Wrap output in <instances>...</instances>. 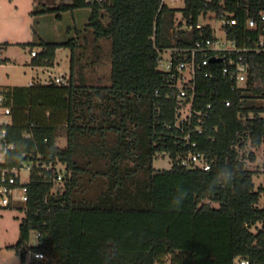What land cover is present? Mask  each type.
<instances>
[{
  "label": "trees",
  "instance_id": "1",
  "mask_svg": "<svg viewBox=\"0 0 264 264\" xmlns=\"http://www.w3.org/2000/svg\"><path fill=\"white\" fill-rule=\"evenodd\" d=\"M81 8L91 9L86 29L94 41L110 43V85L75 81L78 41L41 40L31 44L42 48L35 66L52 67L58 49H71L69 84L38 80L0 88L10 109V123L0 130L14 146L0 170L34 167L25 184L29 200L17 205L25 213L20 239L11 247L22 264L30 250L44 255L32 264H264V208L257 206L264 188L256 190L257 172L247 167L257 158L248 148L264 143V52L241 55L250 67L242 87L222 76L218 64L207 68L213 78L198 80L197 107L211 105L197 138L212 163L209 171L177 160L189 146L177 127L169 74L158 62L162 51L215 38L210 24L196 28L201 17L236 20L223 28L227 38L255 47L264 23L258 30L247 24L264 14V0H185L183 9L164 0H73L45 5L44 12ZM62 137L67 144L61 148ZM159 155L171 157L170 169L154 168ZM37 162L65 164L63 183L51 182V171L39 176ZM184 192L181 206H171ZM32 232L39 235L34 246Z\"/></svg>",
  "mask_w": 264,
  "mask_h": 264
},
{
  "label": "rangeland",
  "instance_id": "2",
  "mask_svg": "<svg viewBox=\"0 0 264 264\" xmlns=\"http://www.w3.org/2000/svg\"><path fill=\"white\" fill-rule=\"evenodd\" d=\"M72 0H0V88L9 86H28L33 81H45L52 77H64L69 80L71 67V49L60 48L56 52L54 66L41 67L33 65L32 49L41 52L38 44L41 40L47 43H64L78 41L75 66V81L83 77L91 86L110 85L111 58L110 43L107 40L94 41L93 31L86 29L91 16L90 8L74 11L45 13L47 7H56L71 3ZM170 8L183 9L185 0H164ZM61 14V17H58ZM183 19L177 15V22ZM200 23L210 24L216 30L219 39H225L223 22L220 19L201 17ZM98 46L100 48L98 49ZM258 103H263L259 100ZM2 112V110H1ZM3 114V112H2ZM9 121L0 115V124ZM67 144L65 137L58 140L62 148ZM256 153L255 162H247L250 170L256 171L254 184L256 190L264 188V143L258 149L248 148ZM154 168L168 170L172 163L168 155H159L154 160ZM30 180V171L25 164L21 171V183ZM20 195V191L16 192ZM17 205L11 209L0 208V264H22L21 255L12 249L20 239V224L25 213ZM264 208V192L257 205ZM186 212H184V215ZM30 246L37 244L36 234L31 233ZM34 252L27 253L25 264H32ZM166 264H171L169 260Z\"/></svg>",
  "mask_w": 264,
  "mask_h": 264
},
{
  "label": "built area",
  "instance_id": "3",
  "mask_svg": "<svg viewBox=\"0 0 264 264\" xmlns=\"http://www.w3.org/2000/svg\"><path fill=\"white\" fill-rule=\"evenodd\" d=\"M86 1L88 3H103L105 0ZM222 22L223 28L225 26L232 27L237 24L236 20H228L225 17L222 19ZM261 23H264V14H261L260 19L251 18L248 21L247 27L251 30H258ZM193 27V25H190L186 26L185 29L192 30ZM203 27L202 23L196 25V28L199 30H202ZM261 29L262 35L256 42L255 47H240L236 41L229 40L224 31V40L219 39L215 34L214 39L198 41L192 48H174L160 53L158 59L159 68L169 74V87L172 90V96L178 102L177 127L184 134L182 140L189 146L187 153L177 157L181 166L187 169H203L205 171H209L212 166L208 154L198 150L197 138L204 133L205 121L209 117L211 109V105L197 107V84L199 78H213L214 73L207 70V68L213 64H218L222 76L234 82L237 87L244 86L249 77L250 67L244 62V58L241 55L252 51L257 53L264 52V26ZM36 54L35 50L31 53L32 57H35ZM235 55L239 56L236 57ZM213 57L224 59V61L211 63L210 60ZM43 83L68 85L69 80H66L64 77L51 76L48 80L43 81ZM227 106H230V102L227 103ZM0 115L8 118L10 116V109L3 105L2 97H0ZM9 123L10 119L9 121L2 122L0 125L6 126ZM13 149L14 146L7 143V130L2 128L0 130V164L5 162L8 152ZM26 165L31 177L34 169L33 164L27 163ZM36 167L41 170L39 176H43V170L51 171V182L55 185L62 184L68 174L67 167L62 162L51 163L50 165L37 162ZM23 168L0 170V208L6 209L10 206L15 207L16 204L28 202L29 190L25 184L29 181L21 183V171ZM18 191H20V195H17L16 192ZM38 236L36 235V238ZM33 257L35 262L44 259L42 253H34ZM240 264H250V262L242 261Z\"/></svg>",
  "mask_w": 264,
  "mask_h": 264
},
{
  "label": "clouds",
  "instance_id": "4",
  "mask_svg": "<svg viewBox=\"0 0 264 264\" xmlns=\"http://www.w3.org/2000/svg\"><path fill=\"white\" fill-rule=\"evenodd\" d=\"M232 177L231 172H228L226 174V180L225 182L229 181ZM186 198V193L184 192L183 194H177L176 196L173 197L171 201V206L179 208L183 202V200Z\"/></svg>",
  "mask_w": 264,
  "mask_h": 264
},
{
  "label": "water",
  "instance_id": "5",
  "mask_svg": "<svg viewBox=\"0 0 264 264\" xmlns=\"http://www.w3.org/2000/svg\"><path fill=\"white\" fill-rule=\"evenodd\" d=\"M220 61H224V59H218V58L213 57L210 60L211 63H217V62H220Z\"/></svg>",
  "mask_w": 264,
  "mask_h": 264
},
{
  "label": "crops",
  "instance_id": "6",
  "mask_svg": "<svg viewBox=\"0 0 264 264\" xmlns=\"http://www.w3.org/2000/svg\"><path fill=\"white\" fill-rule=\"evenodd\" d=\"M207 1H209V0H207ZM72 2H73V0H72ZM72 2L71 3H68V4H72ZM208 19H210V18H208ZM211 20H215V19H211ZM212 26V25H211ZM214 30V29H213ZM214 32H215V34L217 35V32H216V30H214Z\"/></svg>",
  "mask_w": 264,
  "mask_h": 264
}]
</instances>
